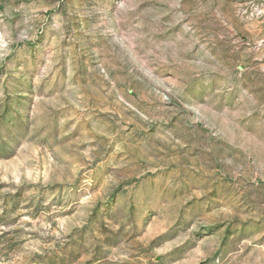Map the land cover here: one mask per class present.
Returning a JSON list of instances; mask_svg holds the SVG:
<instances>
[{"label": "rangeland", "instance_id": "obj_1", "mask_svg": "<svg viewBox=\"0 0 264 264\" xmlns=\"http://www.w3.org/2000/svg\"><path fill=\"white\" fill-rule=\"evenodd\" d=\"M0 264H264V0H0Z\"/></svg>", "mask_w": 264, "mask_h": 264}]
</instances>
